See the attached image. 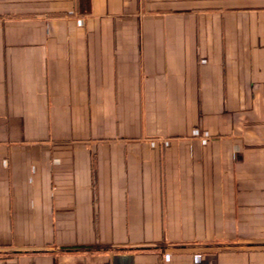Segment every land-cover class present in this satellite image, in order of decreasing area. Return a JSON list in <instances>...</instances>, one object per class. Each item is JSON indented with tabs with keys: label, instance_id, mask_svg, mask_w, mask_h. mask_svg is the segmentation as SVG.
Returning <instances> with one entry per match:
<instances>
[{
	"label": "crops",
	"instance_id": "crops-1",
	"mask_svg": "<svg viewBox=\"0 0 264 264\" xmlns=\"http://www.w3.org/2000/svg\"><path fill=\"white\" fill-rule=\"evenodd\" d=\"M0 264H264V0H0Z\"/></svg>",
	"mask_w": 264,
	"mask_h": 264
}]
</instances>
